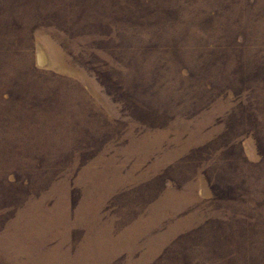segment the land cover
<instances>
[{
  "label": "rangeland",
  "instance_id": "1",
  "mask_svg": "<svg viewBox=\"0 0 264 264\" xmlns=\"http://www.w3.org/2000/svg\"><path fill=\"white\" fill-rule=\"evenodd\" d=\"M0 264H264V0H0Z\"/></svg>",
  "mask_w": 264,
  "mask_h": 264
}]
</instances>
